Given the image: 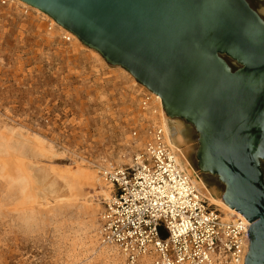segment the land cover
I'll return each instance as SVG.
<instances>
[{
    "label": "rangeland",
    "instance_id": "374dc122",
    "mask_svg": "<svg viewBox=\"0 0 264 264\" xmlns=\"http://www.w3.org/2000/svg\"><path fill=\"white\" fill-rule=\"evenodd\" d=\"M247 2L264 21V1ZM64 36L30 8L14 1L0 6V162L46 171L58 197L66 192L53 171L118 164L137 150L127 143L143 127L139 102L146 91L126 71L81 42L73 47ZM174 122L198 171L197 134L183 121ZM200 178L221 199L224 186L217 178L203 173ZM21 189L18 181L0 176V264H111L99 257L102 251L116 259L117 252L106 250L96 236L104 205L98 188L84 186V200L50 207L43 201L23 204Z\"/></svg>",
    "mask_w": 264,
    "mask_h": 264
},
{
    "label": "water",
    "instance_id": "95a60500",
    "mask_svg": "<svg viewBox=\"0 0 264 264\" xmlns=\"http://www.w3.org/2000/svg\"><path fill=\"white\" fill-rule=\"evenodd\" d=\"M161 99L264 264V21L246 0H20ZM264 1V0H261Z\"/></svg>",
    "mask_w": 264,
    "mask_h": 264
},
{
    "label": "built area",
    "instance_id": "2783aa9c",
    "mask_svg": "<svg viewBox=\"0 0 264 264\" xmlns=\"http://www.w3.org/2000/svg\"><path fill=\"white\" fill-rule=\"evenodd\" d=\"M9 3L0 0V6ZM151 97L147 90L141 95L144 127L130 134L142 147L129 162L97 168L111 186L98 218L99 244L112 247L121 264L240 263L250 223L240 214L226 220L202 198L166 145L160 124L148 116L155 113Z\"/></svg>",
    "mask_w": 264,
    "mask_h": 264
},
{
    "label": "bare ground",
    "instance_id": "6f19581e",
    "mask_svg": "<svg viewBox=\"0 0 264 264\" xmlns=\"http://www.w3.org/2000/svg\"><path fill=\"white\" fill-rule=\"evenodd\" d=\"M16 2L18 5L24 8H30L37 14H41L45 19L48 18L50 23L54 26L55 30L64 33L65 35L72 40L73 47H80L79 40L70 32L56 24L52 19H50L45 14L41 13L37 9H34L20 0H10ZM66 37V36H65ZM137 88L138 85L133 83ZM140 88V86H138ZM145 94V91L141 93ZM139 94V95H141ZM149 107L155 111L154 114L148 115L150 118L156 120L160 127L164 131V140L169 150L174 154L178 166L184 172V174L190 179L193 183L197 191L200 193L202 198H204L210 206L215 207L218 211H220L226 220H228L232 216H236L239 213L235 210H231L227 204H225L222 199L214 198L212 196L211 191L207 188L205 183L200 178V172L196 171L192 168L191 164L188 161V148L185 147V138L183 134V130L179 124H176L174 120L179 121L178 119H170L166 116L163 111L161 99L152 94L151 102ZM147 114H139V123L143 125V118ZM141 117V118H140ZM172 121V122H171ZM142 127V128H143ZM1 139V138H0ZM4 143V142H3ZM34 145L41 150L44 149L41 141L36 139L33 141ZM128 146L134 149H140L142 147L141 141L128 142ZM130 158H127L129 162ZM125 163L122 161V164ZM17 165H13L12 163L7 162V160H3L0 162V176L2 179H8L11 183L18 181L21 185V195H22V203H33L38 204L39 201H43L45 206H61L66 203L75 204L80 201L82 198V192L84 186H89L92 188H98L99 195L103 202H106L110 199L111 196V186L106 183V181L100 175L99 169L95 168L93 170L88 168H83L81 165L76 166V169H66V170H58L53 171L52 175L55 178H58L62 182V188L66 192V196L58 197V189L56 182L52 177L48 175L46 171H39L31 167V165H24L22 162L17 161ZM86 201V200H85ZM87 203V201H86ZM41 205V204H38ZM86 210L93 211L90 205L84 206ZM97 236V235H96ZM98 239V238H97ZM99 242V241H98ZM106 250L112 249V247L103 246ZM102 248V247H101ZM105 250V251H106ZM247 251V249H246ZM118 256V255H117ZM116 259L119 260L122 258L120 256ZM99 257H104L105 260L108 259L111 264H117L116 259L112 258L111 255H108L106 252L102 251L99 254ZM120 257V258H119ZM238 264H244V260Z\"/></svg>",
    "mask_w": 264,
    "mask_h": 264
},
{
    "label": "flooded vegetation",
    "instance_id": "af4514ba",
    "mask_svg": "<svg viewBox=\"0 0 264 264\" xmlns=\"http://www.w3.org/2000/svg\"><path fill=\"white\" fill-rule=\"evenodd\" d=\"M247 1V0H246Z\"/></svg>",
    "mask_w": 264,
    "mask_h": 264
}]
</instances>
